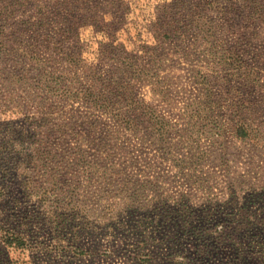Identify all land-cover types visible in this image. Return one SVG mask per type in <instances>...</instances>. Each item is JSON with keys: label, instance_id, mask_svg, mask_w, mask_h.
Segmentation results:
<instances>
[{"label": "rangeland", "instance_id": "obj_1", "mask_svg": "<svg viewBox=\"0 0 264 264\" xmlns=\"http://www.w3.org/2000/svg\"><path fill=\"white\" fill-rule=\"evenodd\" d=\"M0 264H264V0H0Z\"/></svg>", "mask_w": 264, "mask_h": 264}]
</instances>
